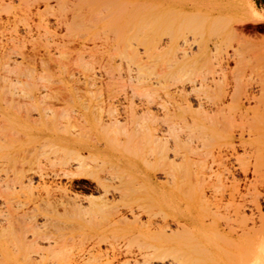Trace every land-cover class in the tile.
<instances>
[{
  "label": "bare ground",
  "instance_id": "bare-ground-1",
  "mask_svg": "<svg viewBox=\"0 0 264 264\" xmlns=\"http://www.w3.org/2000/svg\"><path fill=\"white\" fill-rule=\"evenodd\" d=\"M31 1L33 2L32 7L34 9L32 7L31 8L33 10H35L34 11L35 16L38 15L40 17V18L38 17V19H39L38 24L37 23H36L37 25L32 24V26L30 24V23H32V22H30L31 18L28 17L31 15V12L33 13L31 8L29 7L30 4L32 3ZM31 1L29 0V2H31V3H29L28 0H0V70L2 72V73H0V84L1 83L5 84V86H3V87L0 86V264H188L189 262H192V261L194 263L200 262L202 264H207L210 262L212 264H264V214H262L263 211H261V207H263V205L260 207V204H262L264 202L261 200L262 201V203H261V201L259 200L260 197H261V199H264V194H261L259 192V190L253 186L252 180H247L246 175L244 176L245 179L242 177L243 178L242 180L245 181V184L242 183V185L244 184V186H242V185H239V186H241L242 188L246 187L245 189H243V191L246 190L245 192L252 189L253 192L250 191L251 194L249 191H248V193H246L247 195L251 196V198H250L251 201L250 200L248 201L246 198H244L248 201V204L246 205L247 207L245 205H241L242 201L240 202L241 203L240 205H237V206L235 205L236 206L235 207V212H236L235 222L236 223H233V226H232V224L231 225H229V224L224 225L225 228L227 227L226 228L227 231L225 230L226 233H223L224 231H222L221 233L220 232L218 233L217 231H215L213 233L211 230H207L208 229L207 227L205 229L202 224L197 225L196 223H194L192 220V218L194 216L192 218H189L186 215H181V218H182L181 220H176L175 222L172 221V222H174L175 227H177L176 228L177 230L171 231V228H168V227H170V224L168 223L169 224V226H168L166 221H165V218H164L165 213L163 211L162 212L163 214L161 213V215L163 216L161 224L164 227L166 225L167 227H165V228L167 230L168 229L170 230V231L168 230V232H170V233H167V232H165L166 229H163V227L153 228L152 225H151L152 229L141 230V228L137 227V224L139 223V221H138L139 219L137 218L138 223H136L137 221L135 220L136 218L133 217V216H135L133 214H132L133 216L130 214L131 216H130V218H128L127 215L126 216L118 215V213L116 212L118 216L114 213L115 214V215L113 214L114 218L109 217L108 215H106V212H107V209H109L108 211H110V209L112 210V208L109 207V205H108L109 201L106 200V197H104L105 200H103L101 203L96 204V203L92 202L88 206H83V204H78L79 202L76 203V202L71 201V199L66 196L67 194L65 193L64 188L57 187L58 185L57 186L56 185L52 186L49 184L47 185V181L45 180L48 177L47 172H45L46 175H45V173L41 172L42 171L41 167L43 166L41 164H43V162L42 163L40 162V161H42L40 159H42V157H43L45 161H48L51 164H58L59 165V171L58 172H61L62 177L65 176L66 178H69L71 180L72 179H78V178L82 179L85 176H89V177L91 176L97 180V179H99V177L96 174V172H94L92 169L96 168L98 165H101V164L105 165L106 164L107 167H109V170L113 171V173L111 175H110V172H108L109 170L107 171V173H109L110 178H115L114 180H118L121 182V179L123 176H125V177H123L124 179H127L126 177L130 178V176H132L131 174H129L132 171L129 172V170L132 167H134L133 164L135 163L134 162L135 159H133V158L139 157L143 153V150L144 151L147 150V153L146 152L145 153H146V156L148 155V157H151L150 160L147 159L149 162L151 161V165H152L151 168L154 169L155 166L160 167V170L159 169L158 170H159V172L162 171L161 173H162L163 178L169 179L168 181H165V182L171 183L172 179H173L172 177L174 174L171 172L172 171L174 172V169L178 165L177 161H179L181 159L180 157L182 156L181 154L183 153V152H181L182 151V148H181L182 143L180 142L181 139L178 135V133H180L179 130H181L180 129L181 125L179 126V123L181 122L182 124H185L186 123L185 120L189 119L192 127L188 126L189 124L184 125V127H185V129L187 128L189 131L191 128V134L192 135H194L192 133L193 130H194L193 132H195L198 135V137L200 139V141H199L200 147H201L202 152H203L202 155L204 156V158H206L205 156H207V157L209 156L210 158L212 157L211 159L213 160V156H215L214 158H216L217 156L221 157L222 152H224V151L225 152L230 151L231 155H236V157H237V154H238L237 150L238 149H240L242 154H245V155H241L243 157L244 156L245 157L250 156L249 152H251V156L252 155L254 156V161H253L254 163H252L253 167H252V165L250 167L253 168L252 169L254 171L253 175H255L256 174L255 171H257V167H255V164L258 162L259 159L264 160V77H263V75H260V73L258 71H255V70L252 71L251 69H250L251 71H249V74H247V75L244 73V71L241 73V71L233 70L232 71L233 73L232 72L230 73V77H231V74L232 75L234 74L233 79L230 78L229 80L234 81V82L232 81L233 85L235 84V86L232 87V89H234V90L231 89L230 93L227 91L221 90L222 88L218 87V85L222 84L220 82V80L223 81L222 77L224 78V76L226 75L224 73V70L219 69V70H211L210 71L209 68H208V70L202 69L204 67L201 64L203 63L202 61H203L204 57L206 58L205 55H206L207 50H208L207 49L208 47L206 46L207 44H205V42H200L201 44L199 42H197V43L195 42L196 44L194 46H196L197 49L195 50L194 53H192L191 50L193 51V48L191 45L193 44V42L191 44H187V42L189 40L187 41L186 38H184L183 42H182L183 43L182 44L183 49H181L182 56L180 57V58H182L183 63H181V66L178 63V67L180 66L181 69L166 70V71L165 70H152L155 68L161 69V67H162L161 64L158 65V63H157L156 65L158 67H155L156 66L155 64H153V65L151 64L155 60L158 61L157 60L158 58L164 57L165 59H163L161 63H162V65L166 64V66H168L170 69L171 68L174 69L173 67H175L176 63L179 61L177 59L178 55H175V53H172V52H175L174 48H172V49H171V47L169 48L167 46L168 44L167 45L163 44L164 46H167V48H165V47L163 48L162 44L158 43V41H161V40H158L155 42L153 40V38H151V37H150L151 39H149L147 36H144V35H143V37H141L143 39H141L139 37L140 35H142L143 28H146L149 25H151V28H152V25L154 26V24H155V22L152 21L153 18L155 17V14H154V16L151 13H149V15H148L149 11L147 10L148 8H149V10L151 8V10L153 9L155 11H156V9H158V6L156 4H154L152 2V0H151V2L149 1L148 4L145 3L146 6L150 5L149 7L147 6L148 8L146 6L143 7L144 9L146 8L145 10H147L146 17L148 19L146 21V20H144V18L143 19L141 18L142 22H143V20L145 21L144 27H139V26L136 27L134 25V23H135L134 20L132 22H129L130 20H132L133 16L130 12V7L124 6L125 5L124 2L122 4L118 3L119 1L118 2L115 1L116 3H111L110 5L107 6V8H105L104 12H107L106 14H103V12H102V14H103L102 15L101 9H100V10H98L99 12L96 10L95 14H94V12L92 13L94 15V17H90L89 16L90 13H89V14H87L89 17L82 18L84 16L83 13L78 12V11H80V10L85 11L84 10L85 7H84V9L79 10L80 7H78V6L81 5V3H79V4L77 3V5H76L75 4L76 2L73 1L74 2L73 4H74V6L75 5L77 6V7H75L77 9H73V8L71 9L70 4L72 2L70 0H31ZM94 1H97V0H93V2H92V0H90L91 3H95ZM121 1H123V0H121ZM145 1H147V0H145ZM192 1L193 0H187V4H189V3L191 4ZM211 1H213V0H211ZM214 1H216V0H214ZM240 1L241 2L237 3L236 11L238 13V18L242 22L245 18L248 19L247 17H253L254 12H253L251 6L248 4L247 0H240ZM25 2H27V4H29V5H25ZM77 2H79V1H77ZM236 2H238V1H236ZM100 4L104 5V2L100 3ZM172 4H167V6H166V4L165 5L162 4L161 9L164 13L161 14L162 20H159L160 22H162V21H165V23L168 22L170 26L168 25V23L166 24L167 26H165V23L163 22L164 26L162 25L163 27L159 28L161 26V23L160 22H159L160 24L157 23L159 26L158 27L159 30L165 27L164 29H162V33L168 34V36H169L167 39V40H169L168 42L172 41V39H174L173 37H175L174 34H172L171 32L174 31L175 34L178 32V31H176V29L173 30L171 28L172 24L174 23L173 21L177 20L178 18L183 19L182 23L188 22V24L190 22L192 23L191 20H193V19H194L193 23H195V22L198 23V21L200 22V19H202V21L198 25L201 27V25L203 24L202 23L203 22V16L201 18H196L195 15H193L191 12H189V9H187L188 8L187 5H186L185 9H181V6H178V5L174 6ZM22 5H24L25 7ZM106 5H107V3H106ZM21 6H22V8H21ZM40 6L43 7V8H41L42 10L39 9ZM96 6H97V4H96ZM23 7L26 9L27 14L25 13L23 15L20 12L22 9L25 10ZM99 7H101V6H99ZM104 7H106V6H104ZM101 8H102V10L104 9L103 7H101ZM135 9H137V7ZM72 10H75V11L73 12ZM184 10H186V11H184ZM40 11L41 12L44 11L45 15L42 14ZM2 12L4 13V15H1ZM96 12H97V14H96ZM92 14H90V15L93 16ZM100 14H101V16H100ZM158 14L160 15V13H158ZM95 15H96V18L99 17V18H105V19L110 18L111 19V22L107 21L108 22L107 29L104 31L102 30V32L99 31V34L95 33L96 34V35H94L95 40L92 41L93 44H97V42L100 41L101 47L104 49H107V54L105 55V59H104V60H106V62H104L105 65L103 63H102L103 64L102 66L99 64L102 67V69L104 70L103 71L105 74L104 76H106L107 81H108L107 83H104V88H106L105 86H107L105 84H108L107 87H110L109 84H112V85L115 83L117 84L116 80H118L120 78L123 79L124 77L122 76L123 75L122 70L124 68H126V71H125L126 75L124 73L126 78H124V79L128 80L126 86L128 87V85H129L128 88L131 90L130 93H132V95H130V96H132L133 99L136 97H137V100L141 99L139 101L143 100V103L145 102L144 103L145 108L143 110H141L142 112L141 111L139 112V111H136V109H134V107H133L134 105H133L132 106L133 109L131 108V110H129V113H127L125 110L123 111L124 116L121 118H120V116H121L120 113H118L114 109L113 110L110 109V110H108V113L105 112V114L107 113V115H105V116H107L106 120H103L102 116L101 117L97 116L96 120L94 118L91 121L87 117V115H88L87 112L89 110L87 112H85V114H84V110L87 109L86 108L87 105L85 104L86 105V107H85L86 109H85V108H82L78 104L82 109H84L82 111L83 114H79L76 117V119L78 118V120H79L78 122L75 121L74 123H72V121L70 122V119L74 120L75 118L74 119H72V118L75 117L76 114H74L75 116H72L70 118V113H77V112L79 113V111L77 110V112H75V110H73L75 108L69 109L68 107L71 106L70 103H69L70 105L67 103L69 106L68 107L65 106L66 108H63L61 106L62 107L61 109L60 108L56 109L57 104L54 105V102L52 103V99L56 98V96L54 97V94H52V93L55 89L54 92H55V95H57L56 91L59 89L56 90V87L53 88V84H50V86H49L52 88H49L48 85L47 86L44 85L45 83L43 84V82L48 83L47 80H49V78L43 77L44 76L42 74L43 71L42 72L40 71V74H42L43 76H39L38 80H36V78L33 77L34 76L33 72H35V71L32 72V70H38V71L39 70H45V71L49 70L50 71L52 69L54 70L55 67H56V69L59 68V70H60V67L61 68L63 67L61 70L65 69L64 67H66V65L71 63V58H70V56H68V53L70 51L68 49V47H69V43L71 41L72 34L75 32L74 30L77 31L76 28H78V27L83 28L84 26L86 27V26H89L90 24L93 25V23H97V21L100 23L101 19H99V18L96 22H94V19H93V21L90 20L91 18H95ZM140 16L142 17V15H140ZM20 17H22V18H20ZM199 17H200V15H199ZM19 18H20V20H19ZM50 18L52 19V22L50 21ZM220 18L222 19V16ZM27 19L30 20L29 23H26ZM83 19H85V20L88 19L89 21H92V22L90 24H86V23L82 22ZM126 19H128V22L122 21V20H126ZM181 19H179V20L182 21ZM195 19L197 21H195ZM21 20H23V21H21ZM74 20H75V22H73ZM179 20L177 21L178 23H176L177 25H180V23H181V22L179 23ZM186 20H189V21H186ZM219 20L220 19H219V15H218L217 18L215 19V21H219ZM87 21H85V22H87ZM89 21H88V23H89ZM236 21H237V23H241L237 19H236ZM35 22H36V20H35ZM170 22H172V24ZM136 23H139V21ZM17 24H21L20 26H22V24H23V26H25V27H23L24 29ZM157 24H155V25H157ZM184 24L187 25V23H184ZM227 24H229V23H227ZM192 25L194 26V24H192ZM196 26H197V24L195 25V27ZM19 27L21 28V30L19 29ZM54 27H57L58 30L61 33H63L62 35H60L61 37H58V38H60L58 40L59 42H56L57 41L56 32H54L52 30H51L52 32L49 31L50 28L54 29ZM133 27H136L135 28L136 30L133 29ZM179 27H183L182 24ZM200 27H199V29H201ZM230 28H231V25L229 27V30H230ZM232 28H234V27L232 26ZM56 29H54V30L56 31ZM132 29L135 31H132ZM156 29H157V27H156ZM156 29H152L153 31L151 33L157 32ZM180 29L181 28H179V30ZM199 29H196V30H199ZM78 30H80V28H78ZM85 30H87V29L85 28ZM177 30H178V28H177ZM184 30H186V29H184ZM189 30H187V31H189ZM202 30H203V27H202ZM213 30H215V29H213ZM229 30H227V31H229ZM233 30L234 29H232L231 31H233ZM194 31H195V29L193 30L192 34L194 33ZM218 31H215V32L217 33ZM100 32L103 34L100 35ZM195 32H197V31H195ZM79 33H76V34H79ZM162 33L160 32V35ZM199 33H201L200 30H199ZM199 33H197V34H199ZM231 33H233V32H231ZM83 34L84 33L81 32L78 36L80 37V35H81V37H82ZM166 34H164V35H166ZM169 34L170 35L172 34L173 36H170ZM75 35H73V36L75 37ZM177 35H179V32ZM214 35H216V34H214ZM83 36L85 37V34ZM90 37H91V35H90ZM200 37H201V35H200ZM73 39H72V41H73ZM92 39H94V38L92 37ZM92 39H89V40H92ZM89 40H87V41L90 42ZM162 42H164V41H162ZM41 43H42L41 46L43 47V49L39 50L40 49L39 44H41ZM85 43H87L86 40H85ZM135 43H137V45ZM28 44H29V46H28ZM100 44L98 43V45H100ZM138 44L140 46L143 44L144 48H143V46H142V48L146 51V52H144V54L147 53V54H145V55L143 54V55L145 56V58L147 56L146 59H149L150 63L148 62V64H147L148 60H146V62H144L142 60L144 62L143 63V62H141V59H139V57H138L139 53L137 54L136 53L137 50L135 51V49H134L135 46H138ZM186 45H188V46H186ZM256 45L259 46V44L253 45V46H255L254 47L255 49H257ZM85 46H86V44H85ZM133 46H134V48H133ZM221 46H222L221 44L219 45L217 43L214 47L215 52L216 51L219 52L221 50L220 49ZM223 46H224V43H223ZM82 47H84V45ZM172 47H174V46H172ZM176 47H177V45H176ZM260 47H262L261 44H260ZM142 48H141V50L143 52L144 50ZM248 48H251V47H248ZM252 48L248 50L249 52L246 51V53L247 52L250 53L251 52L250 50H252ZM263 48L264 47H262L261 49L258 48L260 50H254V51H258L261 53L263 51ZM94 49H95V46H94ZM86 50H88V48ZM237 50H238V48H237ZM240 50L241 49H239V51ZM82 51H85V49ZM222 51H224V48L221 50V53H222ZM88 52H90L92 54L91 51H88ZM88 52H87V56H89ZM168 52L169 53L171 52V54L169 55ZM215 52H213V54H215V56H218L220 54L218 57H219V60H221V61H223L225 59V56L227 57L226 50L223 53L224 55L221 53L218 54ZM236 52L237 51L235 50L233 52V54H231L230 56L228 55V57H233L232 59L235 60L234 57H237ZM83 53H81V54L77 53L80 56L78 58V55H77L78 61L74 64L76 67L75 70H77V71L78 70H80V71L93 70L94 71L95 67L93 69V67H92L93 65H92L91 61L89 63V61L87 60V57H85V58L88 62L84 61L85 55L83 56L82 55ZM260 53H256V54L259 55ZM263 53L264 52H262V55H263ZM97 54L98 53H96L95 56H97ZM166 54L169 55L168 59L166 58L167 57ZM250 54L252 55L253 53L251 52ZM254 54H255V52H254ZM256 54L252 55V56L256 57ZM55 55H56V57H55ZM100 55L98 57H100ZM171 55H173V56H171ZM262 55H261L260 59L263 61L262 57L264 58V56H262ZM95 56L94 57L92 56L93 57L92 59L96 58V60H97V57H95ZM207 56H208V53H207ZM220 57L221 58L224 57V58L220 59ZM258 58H259V56H258ZM243 59L244 58L241 59V56H240V61H243ZM260 59H257V61H259ZM90 60H91V58H90ZM104 60H102V61H104ZM160 60L161 59H159L158 62H160ZM246 61H247V58H246ZM246 61H245V64L248 65V63ZM262 61H260V62H262ZM115 62L117 65L115 64ZM200 62H201V64H200ZM209 62L208 63L211 65V61H209ZM97 63H99V62H97ZM205 63H207V62H205ZM239 63L240 62L238 60L237 61L238 66H240ZM93 64H95V62ZM113 64H115V66H114L115 68L113 67ZM219 64H220V62H219ZM219 64H218V66H219ZM221 64L225 65L222 62H221ZM221 64H220L219 68H223V66H221ZM71 65H72V63H71ZM121 65H123L125 67L124 68L122 67L123 68L122 69V68H120ZM151 65L153 67L150 69L148 66L151 67ZM210 65H208V66H210ZM190 66H192L195 69L189 70ZM199 66H201V67H199ZM245 66L246 65H244L243 68H245ZM67 67H69V66H67ZM163 67L165 68V66H163ZM262 67H264V66H262ZM216 68H218V67H216ZM246 68H247V66H246ZM262 69H264V68H262ZM71 70H72V68H71ZM80 71H78V73H80ZM89 71L84 73L85 75L87 73L86 76H88V79L90 77V80L88 81V79H87V81H85V82H87V83L90 82V84L93 83L92 81L97 82V80L93 79V78H95V77H93L94 72L92 71L93 74L88 75ZM72 72L70 74H68V73H65V74L66 75L68 74V77L71 78L73 75ZM219 73L221 74L220 75L221 77L218 75ZM44 74H45V76L47 75V73H45V72H44ZM53 74H54L53 76H55V73H53ZM77 74L75 76H73V78H76ZM82 74H83V72H82ZM210 74H212V76ZM62 75H63V73H62ZM7 76H9V77L12 76V77L8 78ZM53 76L51 77L52 80L55 79V78H53ZM86 76H84L85 79H86ZM31 77L34 79V81H33V79H31ZM47 77H49V75ZM77 77H81V76H77ZM7 78H8L9 82L7 81ZM196 78L197 79L199 78V79L196 80ZM242 78H243V82L245 81L243 83V85L240 84L242 82ZM59 79H60V77H59ZM71 79H70V81H71ZM152 79H155V84L157 86L160 85L161 90H163V93H164V95L162 94L163 96L157 95L156 94L157 89L155 91L154 87L152 88L153 91L152 90L149 91V89H151V88H149L147 86H149V85L152 86V84H154V83H151V82H154V80L151 81ZM23 80H25V81L23 82ZM52 80L50 79L49 83L55 82V85H57V86L61 85L62 88L60 90L62 92V89L64 88L63 82H61V80H60L61 83H58L56 81L52 82ZM56 80L59 81L57 78H56ZM123 80H120V81L123 82ZM6 81L8 83H5ZM32 81L34 84L32 83ZM36 81H38V82L40 81L39 83H41L42 85L39 84L40 85V87H39L36 84L37 83ZM224 81H226V79ZM77 82L80 83V82H83V80L82 81L76 80V83L73 82L75 86L77 85ZM105 82H106V80H105ZM124 82H126V80H124ZM57 83L60 85H58ZM116 84H115V86H116ZM88 85H89V83H88ZM94 85L95 84L93 83V86ZM224 85L226 87L228 84L227 85H226V83L223 84L222 85L223 89H224ZM78 86L80 87V85H77V87ZM90 86H92V84ZM102 86H103V84H102ZM123 86L125 87V85H123ZM123 86L121 85L122 88L120 87L119 89L122 90ZM136 86L138 89H135ZM172 86H173V91H172L173 93H170L168 89L171 88ZM230 86H232V84ZM46 87H47L48 91H50V89H51L52 93H51V91H50V93L53 95V98H52V95L49 94L45 90ZM112 87H114V86H112ZM41 88H43L47 93L46 94L43 93V91H44L43 90L42 93H35V94L38 95V97L40 95L39 98H41L44 94V96H46V95L48 97L50 96L52 99H50V97L48 98L46 96V97H42L43 100L42 99L39 100V98H38V102H37V99L34 96L33 90L35 89V92H37L36 89H38V92H40L39 90ZM76 88H74L73 90H75ZM80 89L81 88H78V90H80ZM116 89H118V88H116ZM78 90H77V92H78ZM227 90H229V89H227ZM95 91H94V94H95ZM104 91H106V90H104ZM65 92H67V90H65ZM97 92H98V90H97ZM97 92H96V94H97ZM189 92H191L193 94L195 93V95L197 96V98L193 100L194 101L193 105L191 104L190 99H189V95H190ZM80 93L78 94V96L80 95ZM86 93H87V91H86ZM176 93H178V95L182 96L180 103L177 102V100H175L176 99L175 98ZM61 94H63V100H65L64 95L66 93L64 94L62 92ZM83 94H84V91H83ZM100 94H101V92H100ZM111 94H113V91L111 92ZM89 95H91V94H89ZM200 95H202L203 97H200ZM65 96H67V94ZM95 97H96V95H95ZM132 97H131V99H132ZM162 97H163V99H162ZM69 98H72V97H69ZM80 98L82 99L83 96H81ZM89 98H91V97H89ZM107 98L109 99V97H107ZM48 99L51 100V103H50L51 105H48V102H50V101L46 102ZM76 99H77V97H76ZM81 99H79V100H81ZM156 99L157 100L159 99L162 102L158 103L156 101ZM68 100L69 99H67V101ZM163 100H164V102H163ZM60 101H62V100H60ZM70 101H71V99H70ZM81 101H79V102H81ZM84 102H86V100ZM131 102L129 104V101H128L127 104H129L131 106L132 105ZM58 104H59V102H58ZM75 104H77V102ZM155 104H158V106ZM82 105L84 107V103ZM111 105L113 108L114 104H111ZM151 105H155V108L153 106L152 107L154 109H157V111H158V114L156 113L157 115L153 114V112H151V109H152ZM52 106H54V107H52ZM97 106H98V108H100L99 105H97ZM156 106H157V108H156ZM193 106L195 107L194 110H192ZM101 108H102V105H101ZM99 110H101V109H99ZM106 110H107V108L105 109V111ZM154 111H156V110H154ZM187 114H190L191 117L187 118ZM90 117H91V114H90ZM178 117L180 119H183L182 121L185 123H183L181 120L177 119ZM68 119L70 122V124L68 123V125L71 126V129H69V127L67 128V126H61L62 125L61 122L63 123V121H68ZM150 119L153 120L154 122H152ZM236 119L238 120L237 124L238 125L240 124V127H238V129L236 128V130H239V128H240V130L237 133H235L236 132L234 130L235 128L233 129V127H234L233 124H234V122L236 123ZM147 120H150L149 122L152 126H153V124H155L156 121H157V123L160 121L161 123H163L162 125L165 124L164 129H166V130H164V131H166L168 133V136L159 137V135L157 136V134L155 132L156 130L154 131L156 136L150 135L149 134L151 132L150 130L153 131V129H155V128L149 129V128L145 127ZM231 121L233 122V124ZM240 121H241V123L243 121V126H241V123H239ZM229 122H231V124L233 126L230 125ZM71 123L73 125H71ZM128 124H130V125H128ZM228 124L230 126H232V128L228 127ZM127 125L131 127V130H129V128H127ZM146 128L150 132L147 131L149 133H147V135L143 136L144 137L143 145H141V142L139 141L137 143L135 138L137 135L138 136L137 138L140 139L141 138V136H140L141 132L143 134L144 133L143 131ZM227 128H229V130ZM187 129L185 131H187ZM141 130H143V131H141ZM139 133H140V135H139ZM198 137L196 136V138H198ZM193 139H195V138H193ZM101 141H103V142H101ZM147 142L149 143L148 147H146V145H145V144H147ZM184 142L185 141H183V143ZM188 146H189V144H188ZM108 150H109V152H108ZM213 152L215 155L212 156ZM247 152H248V154H247ZM139 153H141V154L139 155ZM145 153H143V154H145ZM198 153L200 154L201 150ZM85 154H86V156H85ZM216 154H217V156H216ZM191 155H189V156H191ZM195 155L196 154H194V156ZM52 156H54L55 158H56V156H58L59 159L56 161L55 158L52 159ZM192 156H191V158H192ZM252 157H251V159H252ZM144 158H143V160L146 159V158L145 159ZM88 160H91L95 164V166L94 167L90 166V164L88 162H91V161H88ZM189 161H191V160L189 159ZM48 162H46V163H48ZM222 162H224V161H222ZM226 162H227V160H226ZM142 163H144V165H146L145 163H147V161L146 162L143 161ZM181 163H179V165L177 167L181 168L182 165L184 164L183 163L181 165ZM193 163L195 164V162H192V165H193ZM260 163L262 164V161ZM31 165L32 166L35 165L38 170L33 171L34 173H32V174H28L26 172H31L34 169V167H32ZM222 165H221V167H222ZM45 166H47V165H45ZM25 167H28V170L26 172H25ZM183 167H184V165H183ZM197 167L200 168V166H197ZM247 168L248 167H246L245 169H247ZM262 168H263V166H262ZM132 170H133V168H132ZM185 170H184V175H187L188 174L187 170H186V172H185ZM105 171H106V169H105ZM241 171H243V170H241ZM253 171H250V172H253ZM180 172H181V170H180ZM225 172H227V169ZM259 172H261V170ZM35 173L38 174V176H36ZM48 173H52L50 175L51 177H49V178H52V176H54V177L58 176V174L55 171L48 172ZM120 173H122V174H120ZM124 173H125V175H123ZM134 173H136V172H134ZM214 173L213 174L211 173L213 179L215 181H218L217 183H220V181H221L220 174H218V173L214 174ZM244 173H246V171ZM179 174L180 173H178V175ZM263 174H264V172H263ZM190 175H193V174L191 173ZM206 176L207 177L209 176V179L211 177L210 175H206ZM259 176H261V178H262V175H259ZM143 177H144V175H143ZM186 177H188V175ZM212 177H211V179H212ZM254 178H255V176H254ZM254 178H252V179H254ZM191 179H192V177H191ZM206 179L207 178H205V180ZM133 180L134 179H131V181H133ZM170 180H171V182H170ZM97 181L100 182V179ZM179 181H178V183H180ZM190 181H193V179ZM211 181L209 183H207L206 185L211 184L213 182V181L212 182ZM101 182H102V180H101ZM173 182L175 183V181H173ZM255 182L256 181H254V183ZM263 182H261V183H263ZM140 183L141 184H140V187L138 189H141V186L143 187L145 185V183H143V182H140ZM178 183H177V185H179ZM181 183H182V181H181ZM187 183H188V181H187ZM102 185L103 184H101L100 187ZM146 185H147V183H146ZM150 185L153 187V184H151L149 182L148 187ZM40 186H41V191H39V190L37 191V188L39 189ZM215 186H217V184ZM256 186H257V184H256ZM103 187L107 188L106 186H102L101 188H103ZM125 187H127V186H125ZM184 187H186V186L184 185ZM201 187L202 186H200V188ZM131 188L132 187H127L128 190H130ZM147 188H145V189H147ZM145 189L143 188V191H145ZM216 189H217V187H216ZM104 190L105 189H103V191ZM114 190L112 189V191H114ZM159 190H160V188H159ZM196 190H197V188H196ZM207 190H208V188H207ZM209 190L212 193L215 192V191L213 192L214 189H212V191H211V189H209ZM118 191L119 190H117L116 192H118ZM132 191H135V189L132 188L131 192ZM24 192H26L27 195L29 194L31 196V199H32L31 202L34 200V204L36 203L38 208H39V206L41 207V205H44L45 207L51 206L52 208H55V210H56V207L59 206L62 208V212L59 210L60 213H58L57 211L52 212V213H50V211H49V213H47L48 212L47 210H49V209H47L46 213L45 212L44 213H39V212L35 213V212H32L33 211L32 209H34V211L37 210V208H35V207H33L31 210L27 209V210H29V212L20 211L19 208H21L22 205L24 207L25 203H23V201L20 203V200L18 198H19V196L23 195ZM125 192L127 193L128 191L125 190ZM164 192H163V195H166L165 194L166 192L165 193ZM58 193H59V195H58ZM121 193L125 194L123 191L120 192V194ZM133 193H135V192H133ZM136 193H138V190ZM242 193L244 194V192H242ZM56 194L58 195V197L56 196ZM123 194H121L122 198H123V196H122ZM146 194H148V193H146ZM150 194L151 193H149L150 200H148V199L147 200L151 205L150 209H153V210H154V208H156L157 210H161L160 209V207L162 206L161 202H164L163 200L169 199V197H166V199L162 200V196L160 195L161 201H159L158 198L154 199L153 198L154 196H152ZM153 194L156 195L157 193H153ZM206 194L201 189L200 194H199V198H200L201 202H204L205 205H207V208H208V206L211 204L210 203L208 204V200H207L208 198L206 199ZM234 194H235V192H234ZM238 194L240 195L239 192L237 193V195ZM190 195H191V193H190ZM193 195L194 194H192L191 196H193ZM24 196H25V194L23 195V197ZM158 196H159V194H157V197ZM187 196H189V195H187ZM187 196L185 195V198ZM209 196L210 195H208V197ZM246 196L244 195V197H246ZM173 197H174V195H173ZM210 197H212V196H210ZM114 198H112L113 201L115 200ZM238 198H236V199L238 200ZM189 199L191 200L192 198H189ZM197 199H198V196H197ZM240 199H243V198H240ZM198 200H196V201H198ZM200 200H199V203H200ZM170 201L171 200L169 199V202ZM176 201L177 200H175L174 202H176ZM227 201H228V199H227ZM243 201H245V200H243ZM148 202L146 204H148ZM165 203L167 205V202H165ZM170 203H172V202H170ZM173 205H174V203H173ZM197 205H196V207H197ZM205 205H203V206L199 205V206L204 207ZM175 206H176V204H175ZM173 207H172V209H174ZM224 207H225V205H224ZM41 209H42V207H41ZM172 209H170V210L172 211ZM208 209L210 210V208H208ZM185 210H187V209H185ZM196 210H198V209L196 208ZM201 210H202V212L205 211L204 209H201ZM112 211H114V210H112ZM191 211L193 212V210H191ZM246 211L248 212V214L246 213ZM131 212H133V211H129V213H131ZM148 212H149V209H148ZM159 213H160L159 211L156 212V214H159ZM172 213H174V211ZM209 213H211V212L209 211ZM188 215H189V213H188ZM135 217H137V216H135ZM204 218H206V217H204ZM223 218L219 221H224ZM206 220L207 219H205V221ZM198 221L200 222V220H198ZM209 221L212 222L210 220V218H209ZM140 222H142V221L140 220ZM152 223L153 222L150 221L149 224H152ZM155 223L157 224V222H155ZM220 223H222V222H220ZM226 223H228V222H225L224 224H226ZM138 225H139V227L144 226L143 223H142V226H140L141 225L140 223ZM213 225H215V222ZM256 225H258V226H256ZM221 238H222V240H221ZM216 239H220L221 242L224 243V248H223V244H221V243L220 244L217 243V245H216Z\"/></svg>",
  "mask_w": 264,
  "mask_h": 264
},
{
  "label": "rangeland",
  "instance_id": "rangeland-1",
  "mask_svg": "<svg viewBox=\"0 0 264 264\" xmlns=\"http://www.w3.org/2000/svg\"><path fill=\"white\" fill-rule=\"evenodd\" d=\"M31 1V0H30ZM72 3V5L70 4V7H71V9L73 8V9H77V8H75V7H77L76 5H77V3L79 4V3H81V5H79L78 7H80L79 8V10L80 9H84V7H85V11H78V12H81V13H83V17L82 18H87V17H94V15L92 14L93 12H94V14H95V11L97 10H100L101 9V14H102V12H103V14H106L107 12H104L105 11V8H107V6L108 5H110L111 3H116V2H118V3H120V4H122L123 2H124V6H129L130 7V12H131V14H132V20H130L129 22H132L133 20L135 21V23L136 22H138L139 21V23H134V25L137 27V26H139V27H144V23H145V21L144 20H148L147 19V17H146V15H147V10L149 11L148 12V15H149V13H151L153 16H154V14H155V19L153 18V22H155V24H160L161 23V26L159 27L158 26V24L157 25H155L154 24V26L152 25V28H151V25H149L148 27H146V28H143V30H142V35H140L139 37L141 38V37H143V35L144 36H147L149 39H151V38H153V40L156 42V41H158V40H161V41H158V43H160V44H162V46H163V48L165 47V48H167V46L170 48L171 47V49L172 48H174V51L175 52H172V53H175V55H178V57H177V59L179 60L177 63H176V66L175 67H173L174 69H170L168 66H166V64L164 65H162V60L163 59H165L164 57L163 58H158L157 60L159 61V59H161L160 60V62H158V61H154V62H152L151 64L153 65V64H157L158 63V65L159 64H161V69L160 68H158V69H156L155 67H158L157 65L154 67L155 69H152V70H178V69H181V63H183L182 61V58H180L181 56H182V51H181V49H183V39L184 38H186V40L188 41L187 42V44H191L192 42H193V44L191 45L192 46V48H193V51L191 50V52L192 53H194L195 52V50L197 49V47L196 46H194L197 42H205V44H207L206 46L208 47L207 49V53H208V56H207V53H206V58L204 57V59H203V63L201 64V62H200V64L201 65H203V67L204 68H202L203 70H205V69H207L208 70V68H209V70L211 71V70H219V69H222V70H224V73L226 74H224L223 76H224V78L222 77V80L223 81H221L220 79V82L222 83V84H220V85H218V87H220V88H222L221 90H224V91H227V92H231V89H232V87L233 86H235V84L233 85V83H232V81L233 80H229L230 78L231 79H233V75L231 74V77H230V73L233 71V70H238V71H241V73L244 71V73L247 75V74H249V71H258L259 73H260V75H263V77H264V69H262V68H264V67H262V66H264V58L262 57V59H263V61L260 59L261 58V55H262V52H264V48H263V51L260 53V52H258V51H254V50H260L262 47H264V0H251L252 1V3L254 4V6H255V8L257 9V11L258 12H260V14H258L256 11H255V9L253 8V6H252V4L250 3V1L249 0H247V2H248V4L251 6V8H252V10H253V12H254V16L253 17H247L248 19H244L242 22L240 21V19L238 18V13H237V11H236V8H237V3H239V2H241L240 0H236V1H238V2H236L235 0H216V1H211V0H193L192 1V5L189 3V4H187V0H152V2L154 3V4H156L157 6H158V9H156V11L155 10H151V8H150V10H149V6L147 7L146 6V4L145 3H149V1L151 2V0H147V1H145V0H123V1H121V0H97V1H94L95 3H91L90 2V0H77V1H79V2H77L76 0H70ZM73 1H75L76 3V5L74 6V2ZM116 1V2H115ZM121 1V2H120ZM28 2H29V0H28ZM32 2V1H31ZM31 2H29V3H31ZM92 2H93V0H92ZM104 2V5L103 4H100V3H103ZM138 2V3H137ZM99 3V4H98ZM106 3H107V5H106ZM127 3V4H126ZM173 3V4H172ZM96 4H97V6H96ZM132 4V5H131ZM145 4V5H144ZM162 4H166V6H167V4H172V5H174V6H181V9H185L186 8V5L188 6V8L187 9H189V12H191L193 15H195V17L196 18H201L202 16H203V24L201 25V27L198 25L201 21H202V19H200V22L198 21V23H193L194 22V19L193 20H191L192 21V23L190 22L189 24H188V22H184V23H187V25H185L184 23H182L183 22V19H181V18H178L177 20H175V21H173L174 23L172 24V22H170L171 24H172V29L173 30H175L176 29V31H178L179 32V35H177L178 34V32L175 34V32L173 31V32H171L172 34H174V36L175 37H173L174 39H172V41H170V42H168L169 40H167L168 39V34H166V33H164V34H166V35H164L163 33H162V29H164V28H162V29H160L159 30V28H161V27H163L164 26V23H165V21H162V22H160L159 20H162L161 19V14L162 13H164L163 11H162V9H161V6H162ZM16 5V4H15ZM25 5H29V4H27V2H25ZM32 5H33V2L30 4V8L32 7ZM144 5V6H143ZM22 6H24V5H22ZM22 6H21V8H22ZM96 6V7H95ZM99 6H101V7H103L104 9L102 10V8L101 7H99ZM104 6H106V7H104ZM147 7L148 9L147 10H145L143 7ZM25 7V6H24ZM23 7V8H24ZM82 7V8H81ZM87 7V8H86ZM95 7V8H94ZM137 7V9H135ZM33 8V7H32ZM31 8V10L33 11V13L31 12V15L30 16H28L29 18H31L30 20H28L27 19V22L26 23H29V21L30 22H32V23H30L31 24V26H32V24H34V25H37L38 24V21H39V19H38V15H36L35 16V10H33ZM41 8H43L42 6H40V10H42ZM99 8V9H98ZM143 8V9H142ZM157 8V7H156ZM192 8V9H191ZM25 9V8H24ZM89 9V10H88ZM91 9V10H90ZM142 9V10H141ZM140 10V11H139ZM159 10V11H158ZM39 11V10H38ZM73 12L75 11V10H72ZM184 11H186V10H184ZM23 15L26 13L27 14V12H26V9L25 10H21L20 11ZM41 12V11H40ZM99 12V11H98ZM42 14H44V11H42L41 12ZM80 13V14H81ZM85 13V14H84ZM92 14L93 16H91L90 14ZM146 13V14H145ZM158 13H160V15L158 14ZM87 14H89V16L87 15ZM96 14H97V12H96ZM101 14H100V16H101ZM102 14V15H103ZM144 14V15H143ZM237 14V15H236ZM1 15H4V13L2 12L1 13ZM45 15V14H44ZM43 15V16H44ZM99 15V14H98ZM140 15H142V17L140 16ZM199 15H200V17H199ZM219 15V21H215V19L217 18V16ZM19 16V15H18ZM222 16V19L220 18ZM27 17V18H28ZM36 19H35V18ZM98 17V16H97ZM140 17V18H139ZM208 17V18H207ZM225 17V18H224ZM20 18H22V17H20ZM20 18H19V20H20ZM40 18V17H39ZM81 18V19H82ZM99 18V17H98ZM98 18H96V15H95V18H91L90 20H92L93 21V19H94V22H96L97 20H98ZM134 18V19H133ZM144 18V20H143V22H142V19ZM146 18V19H145ZM206 18V19H205ZM99 19H101V21H100V23L97 21V23H93V25L92 24H90L92 21H89L88 19H83V23H86V24H90L89 26H84L87 30H85V28L83 27H78V28H80V30H78V28H76L77 29V31L76 30H74L75 32L72 34V37H71V41H70V43H69V47H68V49L70 50L69 51V53H68V56H70V58H71V63H72V65H71V63L70 64H68V65H66V67H64L65 69H63V70H61L62 68L60 67V70H59V68L58 69H56V67H55V69L53 70H32V72L33 71H35V72H33L34 73V76L33 77H35L36 78V80H38V78H39V76H43V77H46V78H49V80L51 79L52 80V76L54 75L53 73H55V76H53V78H55V79H53L52 80V82H54V81H56V82H58V83H61V82H63V87L65 88H63L62 89V92L65 94H67V96H65L64 95V99L65 100H63V94H61L62 92H61V88H62V86L60 85V84H58V85H60V86H57V85H55V82L54 83H49V80H47L48 81V83L47 82H43V84L44 85H48V87L50 86V84H53V88L54 87H56V90L57 89H59V90H57L56 91V94L59 96H57V95H55V89H54V91H53V93H52V91H51V89H50V91H51V93L52 94H54V97L56 96V98H54V99H52L53 98V95L50 93V91H48L47 90V87L45 88V90L49 93V94H51L52 95V98L50 97V99H52V103L54 102V105H56V109H58V108H66V107H68L70 104H71V106H69L68 108L69 109H72V108H75V109H73V110H75V112H77V110L79 111V113L77 112V113H70V118L72 117V116H75L74 114H76V116L75 117H73L72 119H74V120H71L70 119V122L72 121V123H74L75 121L76 122H78L79 120H78V118L76 119V117L79 115V114H83V110L84 109H82V108H85L86 107V105H87V109L86 110H84V114H85V112H87L88 110V112H87V117L92 121V119H94L95 118V120L97 119V116L98 117H101L102 116V118H103V120H106L107 119V116H105V115H107V113H108V110H110V109H114V110H116L118 113H120V118L121 117H123L124 115V113H123V111L125 110L127 113H129V110H131V108L133 109V107H134V109H136V111H141V110H143L145 107H144V103H143V100L142 101H139V100H141V99H138L137 100V97L136 98H134L133 99V97L132 96H130V95H132V93H130L131 92V90L128 88L129 87V85H128V87L126 86V84H127V79H124V78H126V73H125V71H126V68H124L125 66H123V65H121L120 66V68H122L121 70H122V76L124 77L123 79L124 80H126V82H124V80L122 79V78H120V79H118V80H116L117 81V84H116V86H115V84H109V86L110 87H107L108 86V84H105V85H107V86H105L106 88H104V83H107L108 81H107V78H106V76H104L105 74H104V70L102 69V65L104 64L105 65V63L104 62H106V60H104L105 59V55L107 54V49H104V48H102L101 47V42L100 41H96L97 42V44H93L92 43V41H94L95 40V37H94V35H96L97 33L99 34V31H101L102 32V30L104 31V30H106L107 29V25H108V22H111V19L110 18H99ZM179 19H181L182 21H180ZM236 19L239 21V22H241V23H237V21H236ZM35 20H36V22H35ZM89 21V23H88V21ZM164 20V19H163ZM179 20V23H180V25L182 24V26L183 27H179L180 25H177L176 23H178L177 21ZM18 21V20H17ZM21 21H23V20H21ZM50 21L52 22V19L50 18ZM77 21V20H76ZM85 21H87V22H85ZM108 21V22H107ZM123 22L125 21V22H128V19H126V20H122ZM150 21V20H149ZM171 21V20H170ZM186 21H189V20H186ZM195 21H197L196 19H195ZM211 21V22H210ZM221 21V22H220ZM73 22H75V20L73 21ZM107 22V23H106ZM160 22V23H159ZM164 22V23H163ZM167 22V21H166ZM224 22V23H223ZM16 23V22H15ZM37 23V24H36ZM102 23V24H101ZM168 23V22H167ZM167 23H165V26H167L166 24ZM227 23H229V24H227ZM243 23V24H242ZM52 24V23H51ZM105 24V25H104ZM184 24V25H183ZM192 24H194V26L192 25ZM197 24V26L195 27V25ZM17 25H21V24H17ZM102 25V26H101ZM104 25V26H103ZM163 25V26H162ZM168 25H169V23H168ZM176 27H175V26ZM230 25H231V28H230V30H229V27H230ZM93 26V27H92ZM170 26V25H169ZM186 26V27H185ZM193 26V27H192ZM213 26V27H212ZM216 26V27H215ZM229 26V27H228ZM232 26L234 27V28H232ZM20 27H25V26H23V24H22V26H20ZM19 27V29L21 30V28ZM136 27H133V29H135ZM156 27H157V29H156ZM159 27V28H158ZM199 27L201 28V29H199ZM202 27H203V30H202ZM212 27V28H211ZM57 27H54V29H56ZM82 28V29H81ZM169 28V27H168ZM177 28H178V30H177ZM179 28H181L180 30H179ZM186 29V30H184V29ZM24 29V28H23ZM22 29V30H23ZM53 28H50L49 29V31H54V32H56V37H57V41L56 42H59L58 40L60 39V38H58V37H61L60 35H62L63 33H61L59 30H58V28L56 29V31L54 30ZM89 29V30H88ZM132 29V31H135V30H133ZM138 29V28H137ZM152 29H156L157 30V32H153V33H151L153 30ZM190 29V30H189ZM195 29V31H197V32H195L194 31V33L192 34V32H193V30ZM196 29H199L200 30V32L201 33H199V30H196ZM213 29H215V30H213ZM221 29V30H220ZM223 29V30H222ZM232 29H234L233 31H231ZM84 30V31H83ZM151 30V31H150ZM187 30H189V31H187ZM210 30V31H209ZM219 30V31H218ZM227 30H229V31H227ZM51 31V32H52ZM60 33H59V32ZM86 31V32H85ZM88 31V32H87ZM155 31V30H154ZM167 31V30H166ZM214 31V32H213ZM215 31H218L217 33L215 32ZM227 31V32H226ZM241 31V32H240ZM82 32V33H84L85 34V37L82 35V37H81V35H80V37L78 36L80 33ZM100 32V35L101 34H103V33H101ZM160 32L163 34H161L160 35ZM183 32V33H182ZM191 32V33H190ZM204 32V33H203ZM231 32H233V33H231ZM59 33V34H58ZM76 33H79V34H76ZM96 33V34H95ZM187 33V34H186ZM197 33H199L200 35H201V37H200V35L199 34H197ZM211 33V34H210ZM226 33V34H225ZM230 33V34H229ZM78 36H76V35ZM87 34V35H86ZM170 35V36H173V35ZM214 34H216V35H214ZM73 35H75V37L73 36ZM90 35H91V37H90ZM137 35V34H136ZM199 35V36H198ZM210 35V36H209ZM135 36V35H134ZM160 36V37H159ZM198 36V37H197ZM92 37L94 38V39H92ZM151 37V38H150ZM155 37V38H154ZM74 38V39H73ZM78 38V39H77ZM145 38V37H144ZM161 38V39H160ZM194 38V39H193ZM217 38V39H216ZM230 38V39H229ZM72 39H73V41H72ZM77 39V40H76ZM89 39H92V40H89ZM141 39H143V38H141ZM163 39V40H162ZM170 39V38H169ZM85 40H86V42L87 43H85ZM87 40H89L90 42H88ZM217 40V41H216ZM142 41V40H141ZM162 41H164V42H162ZM219 41V42H218ZM227 41V42H226ZM229 41V42H228ZM196 42V43H195ZM98 43L100 44V45H98ZM157 43V44H158ZM172 43V44H171ZM218 43L219 45L221 44L222 46H221V50L224 48V51L226 50V53H227V57L225 56V59L223 60V61H221V60H219V53H221V50L219 51V52H215V49H214V47H215V45ZM223 43H224V46H223ZM85 44H86V46H85ZM136 45H137V43H135ZM134 44V45H135ZM140 44V43H139ZM138 44V46H135V48H134V46H133V48L135 49V51L137 50V54H138V57H139V59H141V62H146V60H148L147 61V64H148V62L150 63V61H149V59H146L147 58V56H146V58H145V54H147V53H145L144 54V52H146L143 48H144V46H143V44L140 46ZM167 45V46H164V45ZM201 44V43H200ZM204 44V43H203ZM202 44V45H203ZM255 44H259V46H257L256 45V47H257V49H255L254 47L255 46H253V45H255ZM260 44H261V46L262 47H260ZM40 45V49L39 50H42L43 49V47L41 46L42 45V43L41 44H39ZM38 45V46H39ZM84 45V47H82ZM176 45H177V47H176ZM230 45V46H229ZM251 45V46H250ZM28 46H29V44H28ZM92 46V47H91ZM94 46H95V49H94ZM98 46V47H97ZM100 46V47H99ZM142 46H143V48H142ZM172 46H174V47H172ZM182 46V47H181ZM186 46H188V45H186ZM227 46V47H226ZM246 46V47H245ZM76 47V48H75ZM82 47V48H81ZM91 47V48H90ZM235 47V48H234ZM248 47H253L252 48V50H250L253 54L252 55H255L256 53H260L259 55L258 54H256V57H254V56H252L250 53H248L249 51V49H251V48H248ZM88 48V50H86ZM141 48L144 50L143 52H142V50H141ZM162 48V47H161ZM195 48V49H194ZM237 48H238V50H237ZM258 48H260V49H258ZM85 49V51H82V50H84ZM232 49V50H231ZM239 49H241L240 51H239ZM141 50V51H140ZM237 51L236 52V54H237V57H234V59L235 60H233L232 58L233 57H228V55L230 56L231 54H233V52L234 51ZM81 51V52H80ZM88 51H91L92 52V54L90 53V52H88L89 54V56H87V52ZM96 51V52H95ZM170 51V50H169ZM173 51V50H172ZM224 51H222V53L221 54H223L224 53ZM233 51V52H232ZM246 51H248L247 53H246ZM74 52V53H73ZM80 52V53H79ZM84 52V53H83ZM103 52V53H102ZM159 52V51H158ZM213 52H215V53H218L219 55L218 56H215V54H213ZM254 52H255V54H254ZM81 54V53H83L82 55L84 56V58L85 57H87V60L89 61V63H90V61H91V63H92V67H93V69H94V67H95V70L93 71V70H87V71H89L88 72V75L90 74V75H92L93 74V72H94V76L93 77H95V78H93V79H95V80H97V82L95 83L94 81H92L95 85L93 86V83H91L92 84V86H90L91 84H90V82H88L89 83V85H88V83L87 82H85V81H87V79H88V76H86L87 75V73H86V75L84 74L85 72H87V71H80V70H78V71H80V73H78V71L77 70H75L76 69V67H75V63L78 61V59H77V55L78 54ZM86 53V54H85ZM96 53H98L97 54V56H95V54ZM105 53V54H104ZM141 53V54H140ZM169 53V52H168ZM177 53V54H176ZM180 53V54H179ZM71 54V55H70ZM91 54V55H90ZM94 54V55H93ZM101 54V55H100ZM144 54V55H143ZM171 54V52L169 53V55ZM243 54V55H242ZM100 55V57H98ZM167 55V59L169 58V55L168 54H166ZM213 55V56H212ZM217 55V54H216ZM224 55V54H223ZM79 56L80 55H78V58H79ZM91 56V57H90ZM95 56V57H97V60H96V58H94V59H92L93 57ZM171 56H173V55H171ZM170 56V57H171ZM240 56H241V59L242 58H244L243 59V61H240ZM258 56H259V58H258ZM262 56H264V53H263V55ZM55 57H56V55H55ZM89 57V58H88ZM214 57V58H213ZM218 59H217V58ZM254 57V58H253ZM90 58H91V60H90ZM102 58V59H101ZM145 58V59H144ZM180 58V59H179ZM224 57H220V59H223ZM229 58V59H228ZM237 58V59H236ZM246 58H247V61H246ZM101 59V60H100ZM206 59V60H205ZM208 59V60H207ZM213 59V60H212ZM257 59H260L259 61H257ZM86 60V58H85V60L84 61H87ZM99 60V61H98ZM102 60H104V61H102ZM143 60V61H142ZM239 60V65L241 66H238V64H237V61ZM70 61V60H69ZM87 61V62H88ZM95 62V64H93L94 62ZM99 62V63H97V62ZM177 61V60H176ZM209 61H211V65L209 64L210 62ZM220 62V64H221V62L223 63V64H225V65H222L221 64V66H223V68H219L220 67V64H219V62ZM245 61L248 63V65L247 64H245ZM260 61H262V62H260ZM117 62V61H116ZM116 62H115V64H116ZM143 62V63H144ZM205 62H207V63H205ZM209 62V63H208ZM69 63V62H68ZM103 63V64H102ZM178 63H179V67H178ZM234 63V64H233ZM101 66H100V65ZM115 64H113V67L115 66ZM119 64V63H118ZM218 64H219V66H218ZM237 64V65H236ZM246 65L247 66V68H246V66H245V68H243L244 67V65ZM74 65V66H73ZM117 65V64H116ZM150 65V64H149ZM151 65V67L150 66H148L150 69L153 67ZM208 65H210V66H208ZM65 66V65H64ZM67 66H69V67H67ZM100 66V67H99ZM163 66H165V68L163 67ZM183 66V65H182ZM117 67V66H116ZM177 67V68H176ZM199 67H201V66H199ZM216 67H218V68H216ZM70 68V69H69ZM71 68H72V70H71ZM101 70H100V69ZM115 68V67H114ZM167 68V69H166ZM169 68V69H168ZM176 68V69H175ZM197 68V67H196ZM97 69V70H96ZM99 69V70H98ZM193 69H195V68H193L192 66H190L189 67V70H193ZM198 69V68H197ZM245 69V70H244ZM251 69V70H250ZM70 72H69V71ZM200 70V69H199ZM248 70V71H247ZM3 71V70H2ZM30 71V70H29ZM38 73H37V72ZM40 71L42 72L43 71V75L42 74H40ZM68 71V72H67ZM73 71V72H72ZM93 71V72H92ZM230 71V72H229ZM237 71V72H238ZM44 72L45 73H47V75L45 76V74H44ZM73 73V75H72V79L70 78V77H68V74H70V73ZM78 74H77V73ZM82 72H83V74H82ZM218 72V71H217ZM0 73H2L1 72V70H0ZM4 73V72H3ZM31 73V72H30ZM49 73V74H48ZM62 73H63V75H62ZM65 73H68L67 75L65 74ZM75 73V74H74ZM103 73V74H102ZM124 73H125V75H124ZM210 73V72H209ZM233 73V72H232ZM40 74V75H39ZM58 74V75H57ZM77 74V76H81V77H77L76 76V78H73V76H75ZM98 74V75H97ZM2 75V74H1ZM33 75V74H32ZM36 75V76H35ZM49 75V77H47ZM52 75V76H51ZM211 76H212V74H210ZM219 76L221 75L220 73L218 74ZM51 76V77H50ZM70 76V75H69ZM84 76H86V79H85V77ZM104 76V77H103ZM8 78H11L12 76H7ZM59 77H60V79H59ZM62 77V78H61ZM65 77V78H64ZM83 77V78H82ZM97 77V78H96ZM210 77V76H209ZM221 77V76H220ZM8 78H7V81H8ZM56 78L59 80V81H57L56 80ZM69 78V79H68ZM92 78V77H91ZM13 79V78H12ZM31 79H33L32 77H31ZM70 79H71V81H70ZM83 80V82H77V85H80V87L78 86L77 87V85L75 86L74 85V83L73 82H75L76 83V80H78V81H82ZM199 79V78H198ZM197 78H196V80H198ZM226 79V81H224ZM10 80V79H9ZM27 80V79H26ZM60 80H61V82H60ZM90 80V77H89V79H88V81ZM105 80H106V82H105ZM120 80H123V82H121ZM154 80V82H151V81H153ZM218 80V81H219ZM228 80V81H227ZM2 81V80H1ZM5 82V83H8V82ZM25 80H23V82H24ZM30 81V80H29ZM33 81H34V79H33ZM33 81H32V83H33ZM68 81V82H67ZM100 81V82H99ZM150 82L151 83H154L155 84V79H152ZM37 83V85L40 87V85L39 84H41V83H39L38 81H36ZM99 82V83H98ZM103 82V83H102ZM149 82V83H150ZM219 82V83H220ZM224 82V83H223ZM234 82V81H233ZM245 82V81H244ZM243 78H242V82L240 83L241 85H243ZM47 83V84H46ZM67 83V84H66ZM73 83V84H72ZM125 83V84H124ZM129 83V82H128ZM226 83V87H225V85H224V89H223V84H225ZM2 84V83H1ZM0 84V86L1 87H3V86H5V84L3 83L2 85ZM34 84V83H33ZM87 84V85H86ZM102 84H103V86H102ZM154 84H152V86L151 85H149V86H147V87H149V88H151V89H149V91L150 90H152L153 91V87H154V90L156 91V89H157V91H156V94L157 95H159V96H163L164 95V93H163V90H161V87H160V85H154ZM232 84V86H230ZM42 85V84H41ZM83 85V86H82ZM121 85L123 86V85H125V87L123 86V89L121 90V89H119L120 87H121ZM134 85V84H133ZM188 85V84H187ZM72 86V87H71ZM82 86V87H81ZM99 86V87H98ZM112 86H114V87H112ZM151 86V87H150ZM222 86V87H221ZM68 87V88H67ZM77 87V88H76ZM134 87V86H133ZM241 87V86H240ZM49 88H52V87H49ZM74 88H76L75 90H73ZM78 88H81L80 90H78ZM103 88V89H102ZM111 88V89H110ZM116 88H118V89H116ZM122 88V87H121ZM140 88V87H139ZM229 89V90H227V89ZM113 89V90H112ZM135 89H138L137 88V86L135 87ZM148 89V88H147ZM226 89V90H225ZM37 90V92H35V89L33 90V93H34V96L36 97V99H37V102H38V98L40 97V95H39V97H38V95H36L35 93H42V91L44 90L43 88H41L39 91L40 92H38V89H36ZM44 90V91H45ZM65 90H67V92H65ZM77 90H78V92H77ZM96 90V91H95ZM97 90H98V92H97ZM104 90H106V91H104ZM169 90V92L170 93H173L172 91H173V86L171 87V88H169L168 89ZM232 90H234V89H232ZM256 90V89H255ZM43 91V93H47L46 91L44 92ZM76 91V92H75ZM81 93H80V92ZM83 91H84V94H83ZM86 91H87V93H86ZM94 91H95V94H94ZM113 91V94H111V92ZM151 91V92H152ZM190 91V90H189ZM60 92V93H59ZM74 92V93H73ZM89 92V93H88ZM91 92V93H90ZM96 92H97V94H96ZM100 92H101V94H100ZM124 92V93H123ZM233 92V91H232ZM80 93V95L81 96H83V100L85 101L86 100V102H84L80 97V95L78 96V94ZM190 93V95H189V99H190V102H191V104L193 105L194 104V99H196L197 98V96L195 95V93L193 94V93H191V92H189ZM48 94V95H49ZM61 94V95H60ZM89 94H91V95H89ZM93 94V95H92ZM163 94V95H162ZM42 95V94H41ZM70 95V96H69ZM95 95H96V97H95ZM99 95V96H98ZM47 96V95H46ZM46 96H44V94H43V96L42 97H46ZM72 97V98H69V97ZM98 96V97H97ZM119 96V97H118ZM42 97L41 98H39V100L40 99H42ZM48 97V96H47ZM48 97V98H49ZM62 97V98H61ZM76 97H77V99L79 98V99H81V100H79V101H81V102H79L77 99H76ZM86 97V98H85ZM89 97H91V98H89ZM107 97H109V99L107 98ZM115 99H114V98ZM130 97V98H129ZM131 97H132V99H131ZM200 97H203L202 95H200ZM61 98V99H60ZM97 98V99H96ZM122 98V99H121ZM175 100H177V102H181L180 100L182 99V96H180V95H178V93H176L175 94ZM45 99V98H44ZM67 99H69L68 101H67ZM70 99H71V101H70ZM131 99V100H130ZM161 99V98H160ZM162 99H163V97H162ZM161 99V100H162ZM43 100V99H42ZM55 100V101H54ZM60 100H62V101H60ZM109 100V101H108ZM161 100H157L156 99V101L158 102V103H161L162 101ZM165 100V99H164ZM164 100H163V102H164ZM48 101H50V102H48ZM57 101V102H56ZM70 101V102H69ZM128 101H129V104H130V102L132 103V105L130 106L129 104H127L128 103ZM46 102H48V105H51L50 103H51V100H47ZM45 102V103H46ZM56 102V103H55ZM58 102H59V104H58ZM77 102V104H75ZM79 102V103H78ZM101 102V103H100ZM140 102V103H139ZM156 102V103H157ZM69 105H68V104ZM74 103V104H73ZM84 103V107H83V104ZM89 103V104H88ZM67 104V105H66ZM82 107H80L79 105ZM86 104V105H85ZM99 105V107L100 108H98V106L97 105ZM102 105V108H101V105ZM108 104V105H107ZM111 104H114L113 105V108H112V105ZM127 104V105H126ZM53 105V104H52ZM64 105V106H63ZM78 105V106H77ZM95 105V106H94ZM134 105V106H133ZM143 105V106H142ZM155 105H157L158 106V104H155ZM155 105H151V107L153 106L154 108H155ZM62 106V107H61ZM66 106V107H65ZM97 106V107H96ZM126 106V107H125ZM133 106V107H132ZM157 106H156V108H157ZM52 107H54V106H52ZM80 107V108H79ZM89 107V108H88ZM152 107V109H151V112H153V114H158V111H157V109H154ZM107 108V110L105 111V109ZM109 108V109H108ZM194 106H193V108H192V110H194ZM55 109V108H54ZM99 109H101V110H99ZM103 110V111H102ZM111 110V111H112ZM122 110V111H121ZM128 110V111H127ZM154 110H156V111H154ZM59 111V110H58ZM61 111V110H60ZM121 111V112H120ZM105 112H107L106 114H105ZM142 112V111H141ZM104 113V114H103ZM90 114H91V117H90ZM156 114V115H157ZM95 117H94V116ZM190 114H187V118H190L191 117V115L189 116ZM104 116V117H103ZM93 117V118H92ZM182 117V116H181ZM80 119V118H79ZM177 119H179V120H183V119H180L179 117L177 118ZM151 120V119H150ZM150 120H147L146 121V124H145V127H147V128H151V129H153V128H155V129H153V131L152 130H148L147 128V130L145 131H143V130H141V131H143L144 133L142 134V132H141V135H140V133H139V135L141 136V138L140 139H138L137 137V135H136V141H137V143L140 141L141 142V145H143V140H144V135H147V133H149L150 135H153V136H156V134H157V136L159 135V137H166V136H168V133L166 132V131H164V130H166V129H164L165 127H164V125H162L163 123H161L160 121L157 123V121L155 122V124H153V126L150 124ZM152 122H154L153 120H151ZM186 121V123L185 122H183V123H185V124H182L181 122L179 123V126L181 127L180 129L181 130H179V132L180 133H178V135H179V137H180V139H181V148H182V151L181 152H183L181 155V159L179 160V161H177L178 163V165H179V163H181V165L183 164L184 165V167H183V165H182V167L180 168V167H177L176 165V168L174 169V172L172 171L171 173H174L173 174V179H172V182H171V180H170V182L171 183H166L165 181H168L169 179H165V178H163V176H162V171H160L159 172V170H160V167H154V169H152L151 168V161L149 162L148 160H150V158L151 157H148V155L146 156V153H147V150L146 151H144L143 150V153H145V154H141V153H139V157H136V158H133V159H135L134 160V164H133V166L134 167H132L133 168V170H132V168L129 170V172H131V173H129V174H131L132 176H130V178L129 177H126L127 179H124L123 177H125V176H123L122 177V179H121V182L120 181H118V180H114L115 178H110V176H109V173H107V171L109 170V167H107V165L105 164V165H98L96 168H93L92 170L94 171V172H96V174L98 175V177H99V179H100V182H98L97 180H99V179H95L94 177H89V176H85V177H83L82 179L81 178H78V179H69V178H66L65 176H63L62 177V175H61V172H58L59 171V165L58 164H51V163H49L48 161H45L44 160V158L42 157V159H40V160H42V161H40L41 163L43 162V164H41V165H43L41 168H42V173H45V172H47V179H45L46 181H47V185L49 184V185H52V186H57V187H62V188H64L65 189V193L67 194L66 196L67 197H69L70 199H71V201H73V202H79L78 204H83V206H88L90 203H96V204H98V203H101L103 200H105V198L104 197H106V200H108L109 201V207L110 208H112V210H114V211H112L111 209H110V211H108L109 209H107V212H106V215H108L109 217H113L114 218V216H113V214L115 213L116 215H117V213H118V215H123V216H126L127 215V217L128 218H130V216L133 214V215H135V216H137V217H135V216H133L134 218H136L135 220L137 221V218L139 219L138 221H139V223L141 224L140 226H142V223H143V225L144 226H142V227H139V223H138V221L136 222V223H138L137 224V227L138 228H141V230H147V229H152V227L153 228H156V227H163V229H166L165 227H167L166 225H165V227L164 226H162V224H161V221H162V218H163V216L161 215V213L164 211V213L166 214H164V218H165V221H166V223H167V225L169 226V224H170V227H168V228H171V231H175V230H177L176 228L177 227H175V225H174V222L176 221V220H181L182 218H181V215H186L187 217H189V218H192L193 216V218H192V220H193V222L194 223H196L197 225L198 224H202L203 225V227L206 229V227L208 228L207 230H211L213 233L215 232V231H217L218 233L220 232H222V231H224L223 233H226L225 232V230L227 231V227L225 228V226L224 225H231L232 224V226H233V223H236L235 222V214H236V212H235V207L237 206V205H240L241 203V205H247L248 204V201L250 200V198H251V196L250 195H247L246 193H248V191L250 192H253L252 191V189H250V190H248L247 192H245L246 190H244L243 191V189H245L244 187L242 188L241 186H239V185H242V183H244L245 184V181L244 180H242L243 178H244V176L246 175L247 176V180H252L253 182H252V184H253V186L254 187H256L258 190H259V192L261 193V194H264V174H263V172H264V160H262V159H259L258 160V162L255 164V167H257V171H255V175H253V173H254V171L252 170L253 168V164L252 163H254L253 161H254V156L252 157L251 156V152H249L250 154V156H241V155H245V154H242V152L240 151V149H238L237 150V152H238V154H237V157H236V155H231L230 153V151H227V152H222V155H221V157H219V156H217V154H216V158H214L215 156H213V155H215L214 154V152H213V154H212V156H213V160L208 156H205L206 158H204V156L202 155V149H201V147H200V139H199V137H198V135L195 133V132H193L192 131V133L194 134V135H192L191 134V128H190V131L187 129V131H185L186 129H185V127H184V125H188V126H191V122H190V120L189 119H187V120H185ZM70 122H69V119H68V121H63V123L61 122V126H67V128L69 127V129H71V126L70 125H68V123L70 124ZM148 122V123H147ZM232 122V121H231ZM231 122H229V124L230 125H232L233 124V122H232V124H231ZM237 122H238V120L236 119V123L234 122V127H233V129L236 131H234L235 133H237L239 130H240V128H239V130H236V128L238 129V127H240V124L238 125L237 124ZM71 123V125H73ZM160 123V124H159ZM239 123H241V121L239 122ZM228 124V127H231L232 128V126H230ZM128 125H130V124H128ZM127 125V128H129V130H131V127L130 126H128ZM238 125V126H237ZM236 126V127H235ZM241 126H243V121H242V123H241ZM192 127V126H191ZM161 128V129H160ZM230 128V129H231ZM228 130H229V128H227ZM156 130V131H155ZM158 130V131H157ZM147 131H149V132H147ZM154 131L156 132V134L154 133ZM160 131V132H159ZM183 131V132H182ZM233 131V130H232ZM154 134H153V133ZM196 136L198 137V138H196ZM149 138V137H148ZM193 138H195V139H193ZM185 139V140H184ZM190 139V140H189ZM150 141V140H149ZM148 141V142H149ZM183 141H185L184 143H183ZM101 142H103V141H101ZM147 142V144H145L146 145V147H148L149 146V143ZM188 144H189V146H188ZM191 145V146H190ZM195 147H194V146ZM140 146V145H139ZM200 150H201V153L199 154L198 152H200ZM108 152H109V150H108ZM194 156V154H196L194 157L192 156V155ZM247 154H248V152H247ZM188 155V156H187ZM189 155H191L192 156V158H191V156H189ZM201 155V156H200ZM85 156H86V154H85ZM143 156V157H142ZM211 156V155H210ZM223 156V157H222ZM232 156V157H231ZM146 159H145V158ZM189 157V158H188ZM251 157H252V159H251ZM55 157L54 156H52V159H54ZM142 158V159H141ZM143 158L145 159V160H143ZM195 158V159H194ZM223 158V159H222ZM56 161L59 159L58 158V156H56ZM148 159V160H147ZM189 159L191 160V161H189ZM216 159V160H215ZM226 160H227V162H226ZM240 160V161H239ZM88 161H91V160H88ZM144 161V162H146L147 161V163H145L146 165H144V163H142V162ZM222 161H224V162H222ZM249 161V162H248ZM262 161V164L260 163ZM46 162H48V163H46ZM192 162H195V164L193 163V165H192ZM89 164H90V166H92V167H94L95 166V164L91 161V162H88ZM92 163V164H91ZM176 163V162H175ZM224 163V164H223ZM47 165V166H45V165ZM136 164V165H135ZM141 164V165H140ZM223 164V165H222ZM247 164V165H246ZM167 165V164H166ZM221 165H222V167H221ZM246 165V166H245ZM252 165V167H250ZM32 166V165H31ZM174 166V167H175ZM197 166H200V168L199 167H197ZM225 166V167H224ZM227 166V167H226ZM262 166H263V168H262ZM32 167H34V169L32 168ZM31 168L33 169L31 172H26L27 170H28V167H25V172L26 173H28V174H32V173H34L33 171H37L38 169L36 168V166L35 165H33ZM168 167V166H167ZM246 167H248L247 169H245ZM254 167V168H255ZM27 168V169H26ZM50 168V169H49ZM227 169V172H225L226 171V169ZM48 169V170H47ZM105 169H106V171H105ZM159 169V170H158ZM186 169L187 170V175H188V177H186L187 175H184V170ZM192 171H191V170ZM224 169V170H223ZM230 169V170H229ZM256 169V168H255ZM259 169V170H258ZM102 170V171H101ZM139 172H138V171ZM158 170V171H157ZM180 170H181V172H180ZM186 170H185V172H186ZM194 170V171H193ZM199 170V171H198ZM235 170V171H234ZM241 170H243V171H241ZM261 170V172H259ZM53 171H55L57 174H58V176H56V177H54V176H52V178H49V177H51L50 175L52 174V173H48V172H53ZM98 171V172H97ZM211 171V172H210ZM246 171V173H244ZM250 171H253V172H250ZM108 172H110V175L113 173V171H111V170H109ZM134 172H136V173H134ZM196 172V173H195ZM215 172V173H214ZM229 172V173H228ZM243 172V173H242ZM178 173H180L179 175H178ZM193 174V175H190V174ZM199 173V174H198ZM214 173V174H220V178H221V181H220V183H217L218 181H215L214 179H213V177H212V174ZM227 173V174H226ZM232 173V174H231ZM235 173V174H234ZM260 173V174H259ZM36 174V173H35ZM120 174H122V173H120ZM140 176H139V175ZM142 174V175H141ZM186 174V173H185ZM195 174V175H194ZM204 176H203V175ZM262 175V178H261V176H259V175ZM45 175H46V173H45ZM61 175V176H60ZM123 175H125V173L123 174ZM143 175H144V177H143ZM178 177H177V176ZM201 177H200V176ZM206 175H210L211 177H212V179H211V177H210V179H209V176L207 177ZM232 175V176H231ZM36 176H38V174H36ZM109 176V177H108ZM113 176V175H112ZM111 176V177H112ZM134 176V177H133ZM162 176V177H161ZM185 178H184V177ZM199 176V177H198ZM235 176V177H234ZM237 176V177H236ZM253 176V177H252ZM254 176H255V178H254ZM54 177V178H53ZM62 177V178H61ZM65 177V178H64ZM107 177V178H106ZM142 177V178H141ZM191 177H192V179H193V181H190V180H192L191 179ZM231 177V178H230ZM243 177V178H242ZM254 178V179H252V178ZM56 178V179H55ZM144 178V179H143ZM156 178V179H155ZM184 178V179H183ZM199 178V179H198ZM205 178H207L206 180H205ZM257 178V179H256ZM113 179V180H112ZM131 179H134L133 181H131ZM164 179V180H163ZM175 179V180H174ZM205 181H204V180ZM245 179V178H244ZM50 182H49V181ZM62 180V181H61ZM101 180H102V182H101ZM112 180V181H111ZM120 180V179H119ZM150 180V181H149ZM180 180V181H179ZM199 180V181H198ZM214 182H212V181ZM262 180V181H261ZM53 181V182H52ZM173 181H175V183L177 182L178 183V181L180 182V183H178L179 185H177V183L175 184ZM181 181H182V183H181ZM187 181H188V183H187ZM212 182L211 184H208V185H206L207 183H209V182ZM241 181V182H240ZM244 181V182H243ZM254 181H256L255 183H254ZM49 182V183H48ZM62 184H61V183ZM140 182H143V183H145V185L142 187L141 186V189H138L139 187H140ZM151 183V184H153V187L150 185L149 187H148V183ZM156 184H154V183ZM204 182V183H203ZM222 182V183H221ZM237 182V183H236ZM261 182H263V183H261ZM52 183V184H51ZM59 183V184H58ZM65 183V184H64ZM99 183V184H98ZM103 184L102 186H106L107 188H101L100 187V185L101 184ZM125 183V184H124ZM146 183H147V185H146ZM166 183V184H165ZM173 183V184H172ZM236 183V184H235ZM69 184V185H68ZM133 184V185H132ZM171 184V185H170ZM186 186V187H184V185ZM217 184V186H215ZM222 184V185H221ZM244 184L242 185V186H244ZM256 184H257V186H256ZM183 185V186H182ZM206 185V186H205ZM237 185V186H236ZM125 186H127V187H132V188H134L135 189V191H132L131 192V189L130 190H128L127 189V187H125ZM200 186H202L201 188H200ZM220 186V187H219ZM149 189H148V188ZM152 187V188H151ZM158 187V188H157ZM189 187V188H188ZM212 187V188H211ZM216 187H217V189H216ZM219 187V188H218ZM143 188L145 189V188H147V189H145V191H143ZM156 188V189H155ZM159 188H160V190H159ZM196 188H197V190H196ZM207 188H208V190H207ZM241 188V189H240ZM103 189H105L104 191H103ZM110 189V190H109ZM112 189L114 190H119L118 192H116L115 190V192L114 191H112ZM193 189V190H192ZM202 189V191H204V193L206 194V199L208 200V204L210 203L211 205H209L208 206V208H210V210L207 208V205H205V203L204 202H201V200H200V198H199V194H200V190ZM204 189V190H203ZM209 189H211V191H212V189H214L213 190V192L214 193H212V192H210V190ZM41 191V186L39 187V189L37 188V191ZM125 190L126 191H128L127 193L125 192ZM137 190H138V193H136L137 192ZM140 190V191H139ZM153 192H152V191ZM195 190V191H194ZM206 190V191H205ZM238 190V191H237ZM124 192L125 194H123V193H121V194H123L122 196H123V198L121 197V194H120V192ZM166 193H165V192ZM170 193H169V192ZM188 191V192H187ZM191 191V192H190ZM195 193H194V192ZM107 192V193H106ZM133 192H135V193H133ZM163 192L166 194V195H163ZM185 192V193H184ZM191 193V195L192 194H194L193 196H191L190 195V193ZM222 192V193H221ZM234 192H235V194H234ZM240 193V195L238 194L237 195V193ZM242 192H244V194L242 193ZM251 192H250V194H251ZM106 193V194H105ZM146 193H148V194H146ZM149 193H151L150 195H152V196H154L153 198L155 199H157L158 198V200L159 201H161L160 199H161V196H162V200L163 199H166V197H169V199L171 200L170 202H172V203H170L169 202V199L167 200H163L164 202H161V204H162V206L160 207V209L161 210H157L156 208H154V210L153 209H150V207H151V205H150V203L148 202V200H150V196H149ZM153 193H157V194H159V196L157 197V194L156 195H154ZM189 193V194H188ZM198 193V194H197ZM209 193V194H208ZM25 194V196L23 197V195ZM171 194V195H170ZM174 195V197H173V195ZM213 194V195H212ZM243 196H242V195ZM21 195V194H20ZM23 195H21V196H19V200H20V203L23 201V203H25L24 204V207H23V205L21 206V208H19L20 209V211H22V212H29V210H31L33 207H35V208H37V210L36 211H34V209H32L33 211L32 212H35V213H37V212H39V213H46L47 211V213H49V211H50V213H52V212H58V213H60V211L62 212V208L61 207H56V210H55V208H52L51 206H47V207H45L44 205H41V207H42V209H41V207L39 206V208H38V206H37V204L35 203L34 204V200L31 202V196L28 194L27 195V193L26 192H24L23 193ZM58 195H59V193H58ZM58 195L56 194V196L58 197ZM105 195V196H104ZM118 197H117V196ZM185 195L187 196V195H189V196H187L186 198H185ZM208 195H210V196H212V197H208ZM244 195L246 196V197H244ZM112 196V197H111ZM128 196V197H127ZM173 198H172V197ZM182 196V197H181ZM191 196V197H190ZM197 196H198V199L200 200V203H199V200L197 199ZM239 198H238V197ZM249 196V197H248ZM28 197V198H27ZM109 197V198H108ZM115 197V198H114ZM165 197V198H164ZM224 197V198H223ZM103 198V199H102ZM112 198H114L115 200L113 201L112 200ZM189 198H192L191 200L189 199ZM195 198V199H194ZM236 198H238V200L236 199ZM240 198H243V199H240ZM244 198H246V199H244ZM93 199V200H92ZM111 199V200H110ZM130 199V200H129ZM144 199V200H143ZM148 199V200H147ZM227 199H228V201H227ZM230 199V200H229ZM92 200V201H91ZM173 200V201H172ZM175 200H177L176 202H174ZM196 200H198V201H196ZM212 200V201H211ZM235 200V201H234ZM243 200H245V201H243ZM260 201L262 200L263 202H264V199H261V197H260V199H259ZM29 201V202H28ZM100 201V202H99ZM111 201V202H110ZM152 201V200H151ZM234 201V202H233ZM238 201V202H237ZM242 201V202H241ZM251 201V200H250ZM262 201H261V203H262ZM148 202V204H146ZM165 202H167V205H166V203ZM198 202V203H197ZM241 202V203H240ZM173 203H174V205H173ZM204 203V204H203ZM235 203V204H234ZM85 204V205H84ZM175 204H176V206H175ZM182 204V205H181ZM194 204V205H193ZM198 204V205H197ZM196 205H197V207H196ZM199 205H205L204 207H201V206H199ZM224 205H225V207H224ZM236 205V206H235ZM263 205V207H261ZM174 206V207H173ZM185 206V207H184ZM188 206V207H187ZM212 206V207H211ZM108 207V208H109ZM129 207V208H128ZM163 207V208H162ZM172 207L174 208V209H172ZM176 207V208H175ZM247 207V206H246ZM260 207H261V211H263L264 212V203H262V204H260ZM196 208L198 209V210H196ZM204 209L205 211H203L202 212V210L201 209ZM18 209V210H19ZM27 209H29V210H27ZM40 209V210H39ZM47 209H49V210H47ZM53 209V210H52ZM137 209V210H136ZM148 209H149V212H148ZM156 209V210H155ZM159 209V208H158ZM170 209H172V211L170 210ZM185 209H187V210H185ZM24 210V211H23ZM47 210V211H46ZM60 210V211H59ZM133 211V212H131V213H129V211ZM191 210H193V212L191 211ZM212 210V211H211ZM246 210V209H245ZM147 211V212H146ZM160 212L159 214H156V212ZM167 213H166V212ZM174 211V213H172ZM177 211V212H176ZM187 213H186V212ZM209 211L211 212V213H209ZM31 212V211H30ZM117 212V213H116ZM207 214H206V213ZM219 212V213H218ZM262 212V214H264ZM112 215H111V214ZM151 215H149V214ZM152 213V214H151ZM155 213V214H154ZM188 213H189V215H188ZM246 213L248 214V212L246 211ZM114 214V215H115ZM131 214V215H130ZM163 214V213H162ZM198 214V215H197ZM212 214V215H211ZM117 215V216H118ZM146 215V216H145ZM150 216V217H149ZM154 216V217H153ZM206 217V218H204V217ZM196 217V218H195ZM224 217V218H223ZM228 217V218H227ZM161 218V219H160ZM209 218H210V220L213 222H215V225H213L214 224V222L212 223V222H210L209 221ZM223 218V220L225 221V222H228V223H226V224H224L225 222L224 221H219V220H221ZM205 219H207L206 221H205ZM140 220L142 221V222H140ZM198 220H200V222L198 221ZM228 220V221H227ZM230 220V221H229ZM150 221H152L153 223L152 224H149L150 223ZM172 221H174V222H172ZM208 221V222H207ZM155 222H157V224L155 223ZM206 222V223H205ZM220 222H222V223H220ZM224 222V223H223ZM145 223V224H144ZM169 223V224H168ZM223 224V225H222ZM135 225V224H134ZM149 225V226H148ZM151 225H152V227H151ZM154 225V226H153ZM236 225V224H235ZM223 226V227H222ZM256 226H258V225H256ZM101 227V226H100ZM145 227V228H144ZM147 227V228H146ZM174 229V230H173ZM222 229V230H221ZM167 230V229H166ZM165 230V232H167V233H170V232H168V230L166 231ZM170 231V230H169ZM219 240V241H218ZM221 240H222V238H221ZM221 240L220 239H216V245H217V243H221V244H223V248H224V243H222L221 242ZM188 264H202V263H200V262H197V263H194L193 261L192 262H189ZM207 264H212L211 262L210 263H207Z\"/></svg>",
  "mask_w": 264,
  "mask_h": 264
},
{
  "label": "crops",
  "instance_id": "crops-1",
  "mask_svg": "<svg viewBox=\"0 0 264 264\" xmlns=\"http://www.w3.org/2000/svg\"><path fill=\"white\" fill-rule=\"evenodd\" d=\"M249 1H250V3L252 4V6H253V8L255 9V11H256L258 14H260V12H258L257 9L255 8V6H254V4L252 3V1H251V0H249Z\"/></svg>",
  "mask_w": 264,
  "mask_h": 264
}]
</instances>
